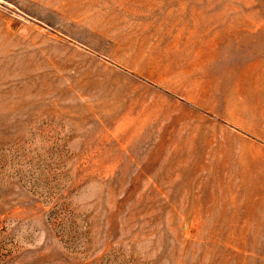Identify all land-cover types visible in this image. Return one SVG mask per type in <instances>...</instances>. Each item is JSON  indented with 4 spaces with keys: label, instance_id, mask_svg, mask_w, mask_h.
Masks as SVG:
<instances>
[{
    "label": "rangeland",
    "instance_id": "rangeland-1",
    "mask_svg": "<svg viewBox=\"0 0 264 264\" xmlns=\"http://www.w3.org/2000/svg\"><path fill=\"white\" fill-rule=\"evenodd\" d=\"M0 264H264V0H0Z\"/></svg>",
    "mask_w": 264,
    "mask_h": 264
}]
</instances>
